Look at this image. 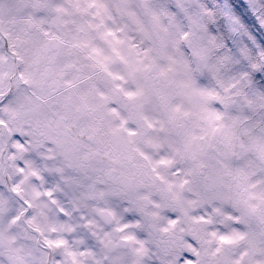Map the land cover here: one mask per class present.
Segmentation results:
<instances>
[{
	"label": "snow or ice",
	"instance_id": "6c2138e0",
	"mask_svg": "<svg viewBox=\"0 0 264 264\" xmlns=\"http://www.w3.org/2000/svg\"><path fill=\"white\" fill-rule=\"evenodd\" d=\"M0 264H264V0H0Z\"/></svg>",
	"mask_w": 264,
	"mask_h": 264
}]
</instances>
